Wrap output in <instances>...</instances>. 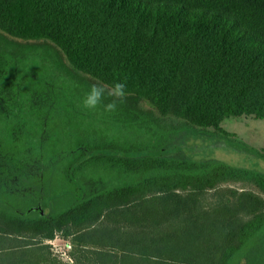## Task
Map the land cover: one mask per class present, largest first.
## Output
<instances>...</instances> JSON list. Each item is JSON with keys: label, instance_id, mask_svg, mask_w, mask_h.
<instances>
[{"label": "trees", "instance_id": "obj_1", "mask_svg": "<svg viewBox=\"0 0 264 264\" xmlns=\"http://www.w3.org/2000/svg\"><path fill=\"white\" fill-rule=\"evenodd\" d=\"M96 82H126L117 111L83 106ZM0 101L22 107L0 112L15 116L0 167L23 199L0 195V264H60L43 244L56 234L74 264H264L262 198L223 208L248 218L232 237L197 215L223 185L264 195V174L174 147L211 136L264 160L221 128L264 121V0H0ZM35 105L80 114L57 140Z\"/></svg>", "mask_w": 264, "mask_h": 264}, {"label": "rangeland", "instance_id": "obj_2", "mask_svg": "<svg viewBox=\"0 0 264 264\" xmlns=\"http://www.w3.org/2000/svg\"><path fill=\"white\" fill-rule=\"evenodd\" d=\"M1 102L3 101H0V104ZM14 106L15 107H12L13 111L11 114H16L15 110L17 113H21L18 112V109L22 107H19V105ZM65 106L66 105L57 106L54 109L52 107L49 108L46 105H35V107H31L39 109L43 108L41 115H43L45 122L49 121L52 123H59L58 128L54 129V134L52 132V127L49 129L47 128L48 131H46V137L51 138V136H53L52 139L59 140L61 135L68 132L66 125L69 121L80 114L75 111L74 108L76 106H70L71 109H66L67 106L66 108H63ZM0 108V111L2 112L3 107ZM14 118L15 116L7 118V122L0 121V123L2 126L12 127L14 126L13 122H15ZM221 128L223 131L235 136L234 139L243 142L249 148L260 151L264 147V121L262 120H255L246 117L227 119L222 123ZM52 139H49V141ZM217 142L218 141L213 139L211 136L199 138L182 137L178 139V143L174 147L183 150L194 160H219L234 167L255 170L264 174V160L251 154L237 151L226 144ZM23 192L25 193L26 191ZM21 193L22 192L18 191L16 193L8 191L6 189H2V186H0V195L9 196L8 199L10 204L19 205L20 203L18 202L23 200L21 198ZM242 195H251L264 200L262 192L256 186L249 184L223 185L204 193L198 200L199 212L197 215H202L200 222L205 226V229L206 226L211 228L213 227L214 229L217 225L224 224V226H228L226 222L230 221L234 224L232 226L233 231L230 233L225 230L226 234L223 237H226L228 233H230L228 236H233L235 233V218L241 217V221H246L248 218L243 217L242 215L237 216L234 210L230 211V214L225 217L226 212L223 211V208L227 206L230 209H233L234 206L236 208L238 203H241ZM26 198L27 197H25V199ZM4 201H7V198ZM177 225L179 227H183V225L178 222ZM206 236H208V234H206ZM212 237H214L213 234ZM217 242H219V239H217ZM43 244L51 248L52 257H54L60 264H74L70 255L74 244L71 238H66L63 234H56L52 240L43 241Z\"/></svg>", "mask_w": 264, "mask_h": 264}, {"label": "clouds", "instance_id": "obj_3", "mask_svg": "<svg viewBox=\"0 0 264 264\" xmlns=\"http://www.w3.org/2000/svg\"><path fill=\"white\" fill-rule=\"evenodd\" d=\"M126 82H115L111 86L102 82H96L89 86L84 92L82 99L83 106L89 110H95L103 106L106 112H115L120 103L126 98ZM106 98L109 102L104 103Z\"/></svg>", "mask_w": 264, "mask_h": 264}, {"label": "flooded vegetation", "instance_id": "obj_4", "mask_svg": "<svg viewBox=\"0 0 264 264\" xmlns=\"http://www.w3.org/2000/svg\"><path fill=\"white\" fill-rule=\"evenodd\" d=\"M13 105H15L14 103L12 104V106ZM7 105H5L4 103H1L0 104V107H3L2 108V112H5V111H7L8 109H10L11 107H9V108H7L6 107ZM9 106V105H8ZM13 107H15V106H13ZM1 109V108H0ZM1 112V111H0ZM4 170H5V167L3 166V167H0V181H2L3 183H5V181H4V179H6V181L8 182V186L10 187V188H13V190L12 191H14L15 190V186L17 185V180H19V178H18V176H16V175H13L12 177H8V178H6L5 176H4ZM15 170H12V172H14ZM8 176L9 175H11V171L8 169ZM8 187V189L10 190V188ZM7 189V188H6Z\"/></svg>", "mask_w": 264, "mask_h": 264}, {"label": "water", "instance_id": "obj_5", "mask_svg": "<svg viewBox=\"0 0 264 264\" xmlns=\"http://www.w3.org/2000/svg\"><path fill=\"white\" fill-rule=\"evenodd\" d=\"M36 210L41 211L39 208H32V209H30L28 212L30 213L31 211H36Z\"/></svg>", "mask_w": 264, "mask_h": 264}]
</instances>
